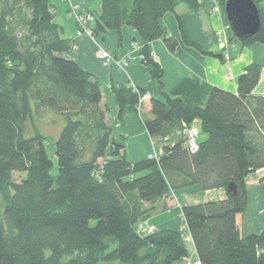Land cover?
Instances as JSON below:
<instances>
[{"label": "trees", "instance_id": "1", "mask_svg": "<svg viewBox=\"0 0 264 264\" xmlns=\"http://www.w3.org/2000/svg\"><path fill=\"white\" fill-rule=\"evenodd\" d=\"M227 1L220 0L223 7ZM255 2L259 32L239 40L264 46V0ZM181 4L201 8L198 0H102L92 13L95 36L128 26L142 39L143 63L163 96L151 99L148 134L168 137L197 120L208 134L194 153L185 138L166 146L159 160L133 163L113 136L101 83L64 56L75 44L62 38L51 0H0V264H177L188 257L182 234L147 233L141 225L160 200L195 187L227 195L182 208L201 264H264V228L244 236L238 220L248 210V178L264 169V96L253 95L261 66L246 67L238 93L214 88L203 108L167 96L148 44L162 39L176 50L160 21ZM178 23L185 44L205 53L179 16ZM116 93L120 114L137 111L146 94L131 85ZM42 110L62 119L52 156L47 137L27 130ZM15 174L23 176L17 181ZM260 184L264 192V178Z\"/></svg>", "mask_w": 264, "mask_h": 264}, {"label": "crops", "instance_id": "2", "mask_svg": "<svg viewBox=\"0 0 264 264\" xmlns=\"http://www.w3.org/2000/svg\"><path fill=\"white\" fill-rule=\"evenodd\" d=\"M198 1L201 8L197 12H192L186 5L181 4L174 13H167L160 21L162 29L178 41V47L174 52L166 47L162 39H156L148 44L153 57L157 59L163 69L164 93L171 98L181 99L191 108H203L209 103L214 88L225 89L234 94L238 93L240 75L244 73L247 66L257 63L261 66V78L253 95L264 96V46L259 43L245 45L236 36L233 37L234 33L230 30L225 7L220 0ZM51 4L56 10L55 21L62 29V38L71 40L75 44V48L64 56L77 62L84 71L92 74L102 85L101 105L108 109L107 115L109 124L112 126L113 136L121 142L124 148L122 154L135 163L148 159L147 157L152 153L161 156L166 146L182 142L185 138L187 143L185 130H176L171 133V136L160 138H153L146 130L144 124L153 117L151 99L163 98V96L158 82L151 78V67L143 63V42L137 30L124 26L121 31L113 30L100 33L95 36L96 40H94L80 32L72 12L74 7H79L85 12L97 14L102 9V0H51ZM178 16L181 18L190 40L199 45L205 53L185 44ZM219 38H222L221 43L218 42ZM101 45L111 50L118 59L128 62L129 66L124 69L115 65L105 67L102 61L96 57V49ZM225 49L230 55L228 62L218 57L223 54ZM229 75L233 77L232 80L229 79ZM129 85L146 92V99L141 102L139 112L138 108L135 111L126 107L120 114L116 91ZM187 129L195 130L199 134L198 141L208 137L207 133H203L202 123L198 120L194 121ZM261 173L264 174V169L255 174L261 176ZM259 186L260 208L261 203L264 204V192L261 184ZM174 199L179 203L183 202V206H180L182 211L185 206L226 200L227 195L224 189L201 192L195 187L173 191L171 196L165 197L157 203V206L165 203L168 205H163V208L156 207L145 223L152 221L154 216H159L155 220L159 229L177 231L179 223L177 221L181 219L185 222V220L183 212L175 218L172 217L173 207L171 204H174ZM244 213L238 216V220ZM161 218L162 220L159 222ZM260 219L262 232L264 212L260 215ZM254 220L253 222H255ZM184 227H186V236L183 235V241L186 244L188 257L177 264H201L186 222ZM255 230L249 229L248 234L258 233Z\"/></svg>", "mask_w": 264, "mask_h": 264}, {"label": "rangeland", "instance_id": "3", "mask_svg": "<svg viewBox=\"0 0 264 264\" xmlns=\"http://www.w3.org/2000/svg\"><path fill=\"white\" fill-rule=\"evenodd\" d=\"M111 51V50H110ZM62 124V119L59 118L56 114H54L52 111H40L38 113H34L31 120L28 122L27 130L29 134H33L35 132H41L44 136L47 137V151H49L50 156L54 153V147L52 146L54 139L58 136L60 132V127ZM188 136V135H187ZM55 162V160H54ZM57 170V162H55V168L53 169L54 172ZM261 176H257L256 174H253L248 178L246 185L248 186V197H249V203H248V210L239 218L240 220V231H242L244 236L248 235L249 229L257 230L258 233L261 232V219L260 215L264 212V204L261 203L260 210L259 208V197H258V191L260 192V186L259 182H261L262 178H264V174H260ZM23 175L22 174H15V178L17 181L21 179ZM258 182V183H257ZM181 203V205H179ZM174 199V204H171V207H173V214L172 217H177L178 215H181L183 211H181L180 206H183V202ZM167 206L168 204H163ZM163 205H158L159 208H163ZM157 206V207H158ZM159 216H154L152 221H148L146 223H143L144 225V232L147 233L151 230L155 231L159 229L158 223H156V219ZM180 217V216H179ZM181 218V217H180ZM255 219V220H254ZM162 220V218L159 220V222ZM178 220V219H177ZM253 220L255 222H253ZM177 222V228L178 232L186 236L185 233V222L179 219ZM93 225L94 222H91ZM161 230V229H160ZM255 230V231H256ZM153 231L151 233H153ZM184 240V237H183ZM109 264V263H108ZM111 264H120L119 262H113Z\"/></svg>", "mask_w": 264, "mask_h": 264}, {"label": "built area", "instance_id": "4", "mask_svg": "<svg viewBox=\"0 0 264 264\" xmlns=\"http://www.w3.org/2000/svg\"><path fill=\"white\" fill-rule=\"evenodd\" d=\"M73 15L74 18H76V22L78 25V28L80 29V32L84 35H87L88 37L90 36L92 39H95V35H94V31L92 28V24L95 22L96 17H94V15L90 12H85L83 11L81 8L79 7H74L73 9ZM218 42L221 43L222 42V38L218 39ZM96 57L99 59V61H102V64L105 67H111L113 65L117 66V67H121L122 69L127 68L129 66V63L126 61H122L120 59H118L117 57H115V55L107 48H105L103 45L98 46V48L96 49ZM225 61H230V55L227 54L226 49L223 51V54ZM230 80L233 79V77H231V75L228 76ZM135 90L138 89V87H134ZM146 97L145 95L142 96L140 98L139 101V105H138V112L140 111V107H141V102L143 100H145ZM185 133L188 135L187 136V143L186 145L189 146V150L191 152H196L199 148V144H198V137L199 134L195 131V130H190L185 128ZM148 159L152 158V159H156L159 160L160 156L156 155L155 153L150 154L148 157ZM144 227V225H141V229ZM153 230H151L149 233H151Z\"/></svg>", "mask_w": 264, "mask_h": 264}, {"label": "water", "instance_id": "5", "mask_svg": "<svg viewBox=\"0 0 264 264\" xmlns=\"http://www.w3.org/2000/svg\"><path fill=\"white\" fill-rule=\"evenodd\" d=\"M230 30L238 39H251L261 27L260 11L255 0H228L225 5ZM228 190L236 195L235 183L228 185Z\"/></svg>", "mask_w": 264, "mask_h": 264}, {"label": "bare ground", "instance_id": "6", "mask_svg": "<svg viewBox=\"0 0 264 264\" xmlns=\"http://www.w3.org/2000/svg\"><path fill=\"white\" fill-rule=\"evenodd\" d=\"M189 147V146H188ZM186 245V244H185Z\"/></svg>", "mask_w": 264, "mask_h": 264}]
</instances>
